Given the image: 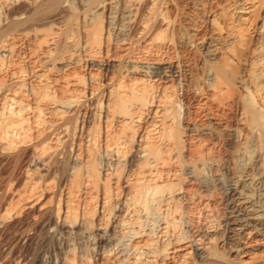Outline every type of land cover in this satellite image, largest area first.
I'll return each mask as SVG.
<instances>
[{"label":"rangeland","instance_id":"rangeland-1","mask_svg":"<svg viewBox=\"0 0 264 264\" xmlns=\"http://www.w3.org/2000/svg\"><path fill=\"white\" fill-rule=\"evenodd\" d=\"M60 1L68 6L56 2L47 13L39 7L29 10L28 16L37 24L27 20L11 27L8 21V29L0 32V211L13 208L21 215L13 226L11 248L0 237V264H112L121 244L148 228L143 219L124 215L122 202L135 193L156 189L163 190L167 200L163 205H148V222L156 225L151 218L158 214L167 233L154 235L153 240L164 239V245L157 241L144 249L155 264H166L165 258L172 255L178 264H264V230H252L249 242L254 248L249 256H234L226 241V190L231 171L238 167L233 134L240 127L235 125L232 109L218 110L200 102L205 50H198L192 38L179 43L180 35L189 34L187 26L205 38L231 32L226 27L238 23L239 0H114L110 11L98 14L95 27H103L105 17L112 15V26L127 32L133 22L146 23L151 32L163 34L166 45H159L156 37L146 44L150 32L116 34L100 51L93 41L91 49L83 48L82 37L85 42L92 38L83 36L82 29L83 19L93 15L104 0ZM255 2L249 27L240 33L243 41L238 47L243 52H247L248 37L264 23V0ZM127 6L130 20L136 18L132 23L125 18ZM51 34L58 35L52 36L58 41L54 45ZM77 39L80 42L75 44ZM154 63H161L160 74L151 69ZM164 64L174 67L165 69ZM137 91L162 97L164 109H141L131 120L116 117L119 96L134 102ZM110 94V103L116 101V106L105 117ZM66 95L76 98L70 110L59 107ZM225 125L230 131L224 130ZM140 139L149 146L150 158L159 156L157 165L145 155ZM146 168L150 176L143 173ZM257 170L264 173V166L248 172ZM252 191L260 192L257 187ZM102 198L107 210L99 219ZM99 223L103 232L98 230ZM170 240L179 242L177 246H191L173 254ZM195 246L202 247L203 253Z\"/></svg>","mask_w":264,"mask_h":264},{"label":"bare ground","instance_id":"bare-ground-1","mask_svg":"<svg viewBox=\"0 0 264 264\" xmlns=\"http://www.w3.org/2000/svg\"><path fill=\"white\" fill-rule=\"evenodd\" d=\"M59 1L60 0H0V32H2L4 30L6 31L8 29L7 28L8 25H6V23L8 21L11 22V27L13 25L18 24V23L27 22V20L31 21L33 19L32 18L33 16L31 18L28 16L29 12H30L29 10H34L35 9L34 7H36V8L39 7L40 11L46 10V13H47V11L49 12V10H47V9L53 5H56V2L58 4V6H61V5L63 7L68 6V3L66 1H60L61 4L59 3ZM113 1L114 0H104L103 3L99 6H97V8L93 11V15L91 14L92 16L90 15V16H88V18L85 17V20L83 19V22L85 25V26H83V28H84V29H82L83 31L81 30L84 34L83 36H85L87 39L92 38V39H90V41H86L88 43V44H86V42L83 41V37H82V42L84 44L83 43H81V44H83V48H86L89 45L88 48L91 49L92 41H93V43L97 44L96 49L98 48L100 51L102 49V47H105L109 43L112 35H116V34L126 35L128 33H129V35H134L135 33H141L142 34L143 32L145 34L150 32L149 33L150 35L148 34L149 35L148 37L145 36L146 37L145 41L143 40L146 44H151L150 41L154 39L156 42L159 43V45H161V46L166 45L163 34L162 33L159 34V33H157L158 31H154V30H153V32H151L149 30V28H147L148 26L146 23L141 25L140 24L141 22L140 23L136 22L135 24L133 22V24L131 26H129V29L127 32V31H124L123 29H116L114 26H112V23H113L112 21H113V17H114L112 15V17L111 16L105 17V25L103 26V24H102L103 27H100V28L95 27V25H93V24H95V21H96L95 19H97L96 17L98 16V14L105 13L108 10L110 11V8H111L110 5L113 4L112 3ZM114 2H116V1H114ZM254 3H256L255 0H239V2H237L238 6L236 7L235 12L237 14L236 17H237L238 23L236 25H231L229 27H226L227 30L231 31V32H225L224 35L220 32L219 33L215 32V33L211 34L208 38H205V37L199 35L198 30L191 28V26H187L188 30H189L188 36L184 35V34L179 36V38H180L179 43L185 44L186 41H188V39L192 38L193 42L197 46V49L201 50V51L205 50V53H206L205 54L206 58L204 57L205 60L202 62L203 67H202V71L200 73L201 77L199 78V88L198 89H199V91L200 90L204 91L203 96L199 95L200 102L201 103H207V104H209V106L211 108L214 107L218 110H219V108H221V109H224V108L232 109L234 112L233 115L235 116V120L237 123L235 125H238L240 127V130L238 133H237L238 130L236 132L234 131L235 132L234 134L232 133L233 138L236 141V150L234 149L236 151V155H235L236 159L235 160L239 164L237 163V166H238L237 170H234L233 172L231 171L230 180L228 179V182H229L228 189L226 190L228 193V201H227L228 215L226 218V231L228 233V237H227L226 241L230 245L231 253L237 257L247 256V255L249 256L250 254H252L251 252H252L254 247H253V245H250V242H249L250 241L249 238H250V235L252 233V230L257 229V228L260 230H264V173L262 171H258V170L256 171L255 174H253V173L250 174L248 172L249 168L259 169V168H261V166H264V150H263L264 149V23L255 31V33L253 35L249 36L248 39L246 40L249 43L247 46V52L244 51L245 52L244 53L238 47L243 41L240 38V33L243 29H246L249 27L248 21L250 18V14L254 10V8H256V5ZM83 5H84V3H83ZM127 8H128V6H127ZM39 10H37V11L39 12ZM132 10H133V8H132ZM34 13H35V11H34ZM125 13H126L125 18H127V21H129L131 18V13H132L131 8H128V10H125ZM233 13H234V11H233ZM36 14L38 15L39 13H36ZM34 16H36V15H34ZM132 17L134 18V16H132ZM136 17H137V15H136ZM134 19H136V18H134ZM134 19L130 20V22H127V21L126 22L132 23L131 21H133ZM30 21L28 22L29 24H30ZM31 23H32V21H31ZM33 23L37 24V21L35 18L33 20ZM162 23H165V22H162ZM162 23H160V24H162ZM145 24L147 27L145 26ZM160 24H158V25H160ZM92 25L95 27V30L92 29V32H91L89 27ZM160 26L162 27V25H160ZM13 27H15V26H13ZM35 29H36V27H35ZM32 30H34V28ZM58 31H61V30H58ZM52 34H54V33H52ZM52 34H51V41L50 42H51V45H54L56 41H55V39L52 38V36H53ZM56 34H57V32H56ZM56 34L53 37L58 36ZM78 37H79V35H78ZM127 37H128V35H127ZM153 37H156V38H153ZM71 40H69V41H71ZM84 40H85V38H84ZM73 41H74V39H73ZM78 41L79 40L77 39V40H75L74 43L75 44H76V42L79 43L80 41L79 42ZM89 42H91V43L89 44ZM68 44H70V43H68ZM75 44L73 45V46H75V47H73V49L77 48ZM39 46H40V44H39ZM88 48H86L85 50H89ZM78 50H79V47H78ZM92 50H93V48H92ZM92 50H90V51L92 52ZM189 51H191V50H188V52ZM4 52H5V50H4ZM74 52H76V50H74ZM73 53L71 54V57L73 56ZM74 55H75V53H74ZM163 66L164 67H162V68H165V69H168V68L172 69L174 67L171 64H166V65L164 64ZM151 69H153L155 74L156 73L160 74L161 63H154L153 65H151ZM37 81H39V80H37ZM70 86H72V85L70 84ZM129 93L131 94V92H129ZM133 93L130 96H132ZM137 93H138V91H137ZM134 95H136V94H134ZM106 97H107V95H106ZM119 97L121 98V100H120V102L118 100V102L121 105L118 104L120 109L118 108V110H117L118 112L116 111L117 113L115 115L118 118H122L123 121H124V119L131 120V119L138 117L137 113L139 111H142L141 109L148 110V112H156L157 110L164 109V107H165V106L162 107V105H160V102H161V100L159 101L160 96L155 95V96L150 97V96H148L147 93L146 94L140 93V95L138 93L136 96V99L133 97V99L135 100V101L133 100L134 102H130L128 99H126V97H127L126 95H120ZM155 97L157 98L156 101H154ZM11 98L13 100V97H11ZM110 98H111V94L108 95V97L106 99L107 101H105L106 102V104L104 106L105 107V111H104L105 117H108L109 112H110L109 109L112 107L113 104L115 105V103H116V101L114 103H110ZM74 99H76V98H73L71 95H69V96L66 95L64 97V100L63 101L61 100L62 102L59 105V107L62 109H65V110H70L72 108V106L75 105V104H73ZM139 116H140V113H139ZM138 122H139V120H138ZM222 130H223V128H222ZM224 130L230 131V128H227V126H226V127H224ZM141 142H142V144H144L142 146V150L145 151L146 152L145 155L148 156L149 154L147 153L148 152L147 147H149V146H147L146 142H143L140 139V143ZM175 143H176V141H175ZM2 145L3 144L1 141L0 147ZM115 146H116V144H115ZM261 147H263V148H261ZM117 150H115V151H117ZM262 150H263V153L260 152ZM110 152H113V150H110ZM157 156L158 155H156V157ZM156 157L151 156V158L150 157L148 158V159H152L153 166L158 162L157 159H159V158L156 159ZM146 169L147 170H145V171H147V172H143V173L148 174L150 169L149 168H146ZM166 175L168 177V174H166ZM148 176H150V174H148ZM159 186H160V190H162L161 185H159ZM254 187L259 188L260 192L254 193L252 191V189ZM153 188H152V191L154 190ZM156 188L159 189V187H156ZM162 192H163V190H162ZM162 192L157 191V189H156V191H154L153 193L148 192V191H145L144 193L140 192V194L135 193L131 198L125 199L124 202H122L121 206L124 209V215L127 214L128 216H135L137 218L143 219L145 221V223L148 224V228H144L140 234L131 236L130 238L127 239L126 243L121 244L122 248L120 250H118L117 252H115L116 257L113 259V261L114 260L115 261L112 264H138V261H140V263H142V264H155L156 263L154 261V259L150 258L152 256H149L150 255L149 252H147L144 249L147 248L148 246L152 245L153 242L157 243V241H158V244L160 243V245H161V242H162V245H164L163 244L164 239H162V241H161L160 240L161 238H157V236L160 237L161 235L166 234L167 233V226H162V224H161L162 222L159 223L160 219L158 220V218H157L158 214L156 215L155 218H151L152 220H157L156 225L153 226L151 224L153 227L150 226V224L148 222L149 221L148 218H150V217H148L147 210L149 208L148 207L149 204L154 205V204H158V203H162V202L164 203L167 200V198H165V196H164V193H162ZM38 200H35V202ZM163 203H162V205H163ZM34 204L36 205V203H34ZM40 204H41V202H40ZM31 205L29 204L28 206L30 207ZM98 205H99V215H100L99 219H102V217L103 218L105 217L104 215H105L106 210H107V203L105 202V199H103ZM162 205L160 204L159 206H162ZM36 206L39 208V210H41L42 206H38V204ZM66 208H68V207H66ZM150 209H152V208H150ZM39 210H37V211H39ZM114 210H116V209H114ZM152 210H151V212H152ZM14 211H15V209L6 208V207L2 211H0V237H2L4 242L6 241V243H8V244H5V246L7 248L8 247L11 248L10 247L11 245L9 244L10 243L9 240L12 237L11 236L12 231H14L13 226H15L19 223V218L21 216L19 213L17 214V212H14ZM65 211H67V210H65ZM65 213H64L65 215H67V216L69 215V213L68 214H67V212H65ZM87 214L88 213L85 214L86 217L88 216ZM75 215L77 216L78 214H75ZM56 217L59 218L58 216H56ZM65 217L66 216H64V218ZM80 219L84 220V216L82 215V217ZM84 224H85V222H84ZM98 226H99V228H98ZM98 226L96 227V228H98V230H100L102 232L105 230L104 227L102 229L101 223H99ZM156 234H157V236L155 238L156 239V241H155L153 239H154V235H156ZM170 234H171V232H170ZM206 234H208V232ZM208 235H210V234H208ZM28 237L29 236L26 235V237L24 239L23 238L22 239L25 241ZM116 238H118V237H116ZM167 239H166V241H167ZM23 240H22V242H23ZM170 242H172L174 244L173 245V251H170L173 254H175V252H177L179 250L180 251L187 250L191 246V245L189 246V244H186L185 246H177L179 244V242L176 245V242L174 240H170ZM155 247L157 248V246H155ZM157 249H159V248H157ZM195 250H198L200 253H203V251H204L203 248L199 247V246H195ZM113 252H114V250H113ZM187 252L188 251H185V253H187ZM108 253H109V250H108ZM152 253L153 252H151V254ZM188 254H189V252H188ZM153 255H158V253L153 254ZM111 256H112V254H111ZM154 258H155V256H154ZM157 258H159V256ZM173 258H174L173 255L168 257V258L166 257L165 259L168 260V262L166 264H178ZM104 259L106 260V258H104ZM79 262H81V261H79ZM62 264H67V263L65 261ZM74 264H75V262H74Z\"/></svg>","mask_w":264,"mask_h":264}]
</instances>
